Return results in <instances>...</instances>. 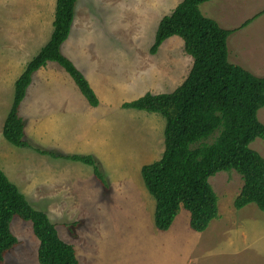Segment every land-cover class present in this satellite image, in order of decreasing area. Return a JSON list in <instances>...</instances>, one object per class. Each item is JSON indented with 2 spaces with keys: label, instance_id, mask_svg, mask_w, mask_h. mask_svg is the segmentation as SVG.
Wrapping results in <instances>:
<instances>
[{
  "label": "rangeland",
  "instance_id": "374dc122",
  "mask_svg": "<svg viewBox=\"0 0 264 264\" xmlns=\"http://www.w3.org/2000/svg\"><path fill=\"white\" fill-rule=\"evenodd\" d=\"M181 1L78 0L60 50L99 102L89 105L67 72L48 62L33 73L19 107L30 145L20 148L3 137L2 126L16 78L49 40L56 0H0V168L73 245L79 264H264V212L253 203L233 207L243 183L235 170L209 177L218 216L204 231L189 228L184 208L167 231L154 226V199L140 170L163 152L165 119L121 105L172 92L187 76L192 58L178 36L149 52L160 19ZM199 10L236 29L227 38L228 60L264 76V0H209ZM257 117L264 124V107ZM250 147L264 157L263 138ZM73 154L92 156L105 185L91 166L60 157ZM11 229L18 243L1 264H39L31 223L14 217Z\"/></svg>",
  "mask_w": 264,
  "mask_h": 264
},
{
  "label": "trees",
  "instance_id": "16d2710c",
  "mask_svg": "<svg viewBox=\"0 0 264 264\" xmlns=\"http://www.w3.org/2000/svg\"><path fill=\"white\" fill-rule=\"evenodd\" d=\"M206 1L182 0L160 19L149 48L150 54H155L167 38H181L184 51L192 58L182 83L172 92H147L121 105L157 113L165 119L163 152L140 170L143 185L154 199L153 220L159 231L170 228L181 208L189 212V228L204 231L218 216L217 196L209 177L220 171L235 170L243 180L233 200L234 208L253 203L264 212V157L250 147L256 138L264 139V124L257 117L264 107V76H255L228 60L227 38L236 29H224L203 16L199 5ZM77 2L56 0L49 40L14 82L12 105L2 126L3 137L13 146L30 148L19 107L33 73L48 62L67 72L89 105L99 102L83 73L60 50L72 28ZM60 157L91 166L96 179L105 185L92 156ZM14 217L31 223L38 240L39 264H79L73 245L61 239L48 215L33 208L0 168V264L18 243L11 229Z\"/></svg>",
  "mask_w": 264,
  "mask_h": 264
},
{
  "label": "crops",
  "instance_id": "0c3cea01",
  "mask_svg": "<svg viewBox=\"0 0 264 264\" xmlns=\"http://www.w3.org/2000/svg\"><path fill=\"white\" fill-rule=\"evenodd\" d=\"M71 33H72V28H71V30H70V35H69V39H68V41L70 40V36H71ZM67 41V42H68ZM76 45H78V44H76ZM65 52V51H64ZM75 59V58H74ZM79 67V66H78ZM81 70H82V68L81 67H79ZM84 75V74H83ZM88 81V80H87ZM89 82V81H88ZM90 84V83H89ZM91 86V85H90ZM92 87V86H91ZM93 89V88H92ZM176 227V226H175ZM176 228H178V227H176ZM184 236H186V237H188L189 239H192V236L189 234V233H186Z\"/></svg>",
  "mask_w": 264,
  "mask_h": 264
},
{
  "label": "clouds",
  "instance_id": "9594fccd",
  "mask_svg": "<svg viewBox=\"0 0 264 264\" xmlns=\"http://www.w3.org/2000/svg\"><path fill=\"white\" fill-rule=\"evenodd\" d=\"M191 68V67H190Z\"/></svg>",
  "mask_w": 264,
  "mask_h": 264
}]
</instances>
